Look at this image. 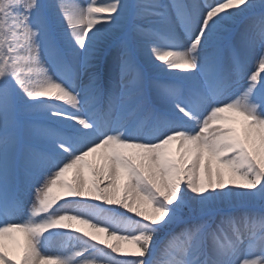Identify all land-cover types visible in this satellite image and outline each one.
I'll list each match as a JSON object with an SVG mask.
<instances>
[{"label":"snow or ice","instance_id":"snow-or-ice-1","mask_svg":"<svg viewBox=\"0 0 264 264\" xmlns=\"http://www.w3.org/2000/svg\"><path fill=\"white\" fill-rule=\"evenodd\" d=\"M0 264H264V0H0Z\"/></svg>","mask_w":264,"mask_h":264},{"label":"bare ground","instance_id":"bare-ground-1","mask_svg":"<svg viewBox=\"0 0 264 264\" xmlns=\"http://www.w3.org/2000/svg\"><path fill=\"white\" fill-rule=\"evenodd\" d=\"M82 2V0H81ZM115 55V50H112L111 55L109 54H105L104 58L101 61V71L104 73H107L109 71L113 70V65H112V57ZM175 72L180 73V70H174ZM183 74V73H180ZM151 75L153 76H162L163 74L160 73L158 70H152ZM71 177V174H69V178ZM17 219H22V217H17ZM53 231H57V230H53ZM61 231V230H58ZM66 232V231H65ZM69 236H73L71 234L68 233ZM76 244V242H73V244L70 243L69 239H52L49 241L47 247H46V251L49 253H56L58 252L62 246L67 245V246H74Z\"/></svg>","mask_w":264,"mask_h":264},{"label":"rangeland","instance_id":"rangeland-1","mask_svg":"<svg viewBox=\"0 0 264 264\" xmlns=\"http://www.w3.org/2000/svg\"><path fill=\"white\" fill-rule=\"evenodd\" d=\"M81 227H82V226H81ZM61 231H66L67 233H69V234H71V235H73V236L77 235L76 233L71 232V230H61ZM73 242H76V241H75V240H70V243H71V244H73Z\"/></svg>","mask_w":264,"mask_h":264}]
</instances>
